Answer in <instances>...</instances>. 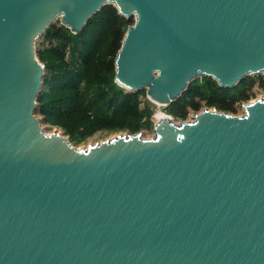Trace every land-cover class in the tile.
I'll list each match as a JSON object with an SVG mask.
<instances>
[{
	"label": "water",
	"instance_id": "1",
	"mask_svg": "<svg viewBox=\"0 0 264 264\" xmlns=\"http://www.w3.org/2000/svg\"><path fill=\"white\" fill-rule=\"evenodd\" d=\"M104 3L133 16L114 80L154 103L264 73V0H0V264H264V89L241 114L165 113L149 137L43 129L35 38Z\"/></svg>",
	"mask_w": 264,
	"mask_h": 264
},
{
	"label": "trees",
	"instance_id": "2",
	"mask_svg": "<svg viewBox=\"0 0 264 264\" xmlns=\"http://www.w3.org/2000/svg\"><path fill=\"white\" fill-rule=\"evenodd\" d=\"M133 16L120 14L112 3L92 12L72 32L51 21L37 35L34 50L43 64L34 112L41 122L59 128L73 144L96 131L130 133L152 128L154 102L145 88L128 90L114 80V57ZM264 88V74H244L231 86H221L209 75L191 78L180 93L160 110L173 119L202 106L235 113L242 102Z\"/></svg>",
	"mask_w": 264,
	"mask_h": 264
},
{
	"label": "rangeland",
	"instance_id": "3",
	"mask_svg": "<svg viewBox=\"0 0 264 264\" xmlns=\"http://www.w3.org/2000/svg\"><path fill=\"white\" fill-rule=\"evenodd\" d=\"M37 36H36V38H35V41L37 40ZM35 41H34V45H35ZM264 74V73H263ZM264 89V88H263ZM263 89H256L255 88V90H256V95L255 96H259L261 93H262V91H263ZM254 96V97H255ZM154 109H155V111H156V109H160L161 108V104H157V103H154ZM203 107V106H202ZM202 107H200V109L202 108ZM200 109H198V110H200ZM198 110H196V111H198ZM162 111V110H161ZM196 111H188V113H187V116L184 118V119H190L191 118V116H192V113H194V112H196ZM243 112V109H242V106L241 105H239V107L237 108V110H236V112L235 113H233V114H241ZM151 118H152V121L154 120V118L152 117V115H151ZM172 118V117H171ZM172 120L174 121V122H178L179 121V119L177 118V119H173L172 118ZM41 125H42V127H43V129L45 130V131H51L53 128H55V127H51V126H49V125H47L46 123H43V122H41ZM58 130H60L59 128H57ZM124 131V130H123ZM123 131H115V132H104V131H96L94 134H92L91 136H89V137H87V139L84 141V142H82V143H79V144H77V145H74V146H76V147H79V146H84L86 143H91V142H94V141H98V140H100V139H102V138H104V137H107V136H111V135H113V134H115L116 132H123ZM140 134H141V136H143V137H149V136H151L152 134H153V130H152V128L151 129H147V130H140Z\"/></svg>",
	"mask_w": 264,
	"mask_h": 264
},
{
	"label": "bare ground",
	"instance_id": "4",
	"mask_svg": "<svg viewBox=\"0 0 264 264\" xmlns=\"http://www.w3.org/2000/svg\"><path fill=\"white\" fill-rule=\"evenodd\" d=\"M167 116L165 112L161 111L160 109H156V111L153 113L152 117L154 120L160 119ZM170 118V117H169Z\"/></svg>",
	"mask_w": 264,
	"mask_h": 264
}]
</instances>
